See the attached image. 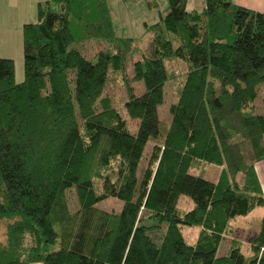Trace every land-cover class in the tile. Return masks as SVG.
<instances>
[{
  "label": "trees",
  "instance_id": "obj_1",
  "mask_svg": "<svg viewBox=\"0 0 264 264\" xmlns=\"http://www.w3.org/2000/svg\"><path fill=\"white\" fill-rule=\"evenodd\" d=\"M186 4L167 0L143 50L141 38L115 35L106 0L38 3L37 21L22 27L23 80L0 58V264H264V212L247 252L232 238L217 255L232 223L264 208L255 171L264 116L252 105L264 86V12L230 0ZM86 40L104 44L94 61L72 46ZM173 59L186 70L163 126ZM111 73L124 76L121 109L105 94ZM202 164L220 168L217 180ZM107 197L122 209L99 208ZM184 227L199 229L194 243Z\"/></svg>",
  "mask_w": 264,
  "mask_h": 264
},
{
  "label": "rangeland",
  "instance_id": "obj_2",
  "mask_svg": "<svg viewBox=\"0 0 264 264\" xmlns=\"http://www.w3.org/2000/svg\"><path fill=\"white\" fill-rule=\"evenodd\" d=\"M110 16L113 22L114 33L117 37L123 38H141V42L137 43L138 46L145 50L147 48V38L149 37V33L144 35L147 25L143 22H148V24H152L155 21L157 22L159 19V11L165 10L167 7V0H154L156 2L155 6H151L148 1L149 0H106ZM154 16V18H152ZM176 44V42H175ZM76 49H78L88 60L94 61L96 52L104 47L103 45H99L97 40H86L81 43H75L72 45ZM138 58V54L134 56V59ZM15 63V74L17 80H23V56L22 52L18 54L16 57ZM168 69L170 71H174L178 74L177 78L169 79L164 86V100L162 104L158 107V117L163 126H166L170 119L171 115L169 112L170 105L176 101L179 86L181 84L182 74L186 70V65L183 61L179 59H173L168 64ZM111 79L107 84V88L105 94H108L112 97L113 105L119 109L122 108V104L125 101V90H124V76L122 74H113L111 73ZM132 76V67L131 64L126 68V77L130 78ZM136 91L140 93L142 91V84L139 82H132ZM254 111L257 114L264 116V86L260 85L258 88L257 96L252 103ZM128 120V127L131 130L137 127L138 121ZM152 148V143L147 142L142 157L138 163L136 175L138 180H140L142 176V171L145 168L148 157ZM258 165H262L264 159L257 161ZM256 162V163H257ZM203 170L204 178L208 180H217L220 168L213 165L202 164L199 168ZM198 170H196L197 172ZM261 174V173H260ZM260 182V181H259ZM261 186V184H260ZM261 192L264 194V178L262 181ZM69 201L71 207L74 208L76 206V196L74 191L69 192L68 194ZM192 204L190 199L186 196H182V199L179 201V206L181 209H188L189 202ZM123 202L115 197H107L101 202L98 203V207L111 212H119L122 209ZM263 207H256L247 217L238 218L232 223L233 233L231 236H224L220 247L218 249L217 255L223 256L225 255L227 248L229 247L230 241L232 238L240 241L242 243V250L247 252L248 240L251 236L255 234V224L260 216L263 214ZM5 220H0V240L4 238V230H5ZM198 228L184 227L183 235L188 243H194L196 241L198 235ZM31 264V263H30ZM33 264V263H32ZM34 264H42L40 262H35Z\"/></svg>",
  "mask_w": 264,
  "mask_h": 264
},
{
  "label": "crops",
  "instance_id": "obj_3",
  "mask_svg": "<svg viewBox=\"0 0 264 264\" xmlns=\"http://www.w3.org/2000/svg\"><path fill=\"white\" fill-rule=\"evenodd\" d=\"M44 1L46 0H0V58L16 60L18 54L22 52V27L25 23L37 21L38 3ZM230 1L256 11L264 12V0ZM204 5L205 0H187L186 8L188 11L201 10ZM143 23L145 26L151 25L146 21ZM261 164L259 166L258 162L255 163V171L262 187L264 162Z\"/></svg>",
  "mask_w": 264,
  "mask_h": 264
}]
</instances>
